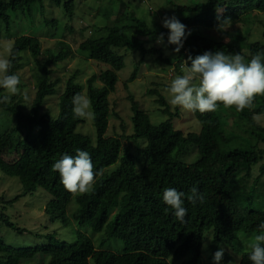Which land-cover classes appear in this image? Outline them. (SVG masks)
<instances>
[{
  "label": "trees",
  "instance_id": "obj_1",
  "mask_svg": "<svg viewBox=\"0 0 264 264\" xmlns=\"http://www.w3.org/2000/svg\"><path fill=\"white\" fill-rule=\"evenodd\" d=\"M44 1L62 7L72 19L73 0H0V35L9 29L11 12L30 14L36 4L43 9ZM176 9L182 13L180 22L191 32L177 54H172L175 46L167 45L168 29L153 30L132 13H119L113 24L98 28L96 32L104 35L85 40L79 50L105 69L90 77L85 87L77 82V72L71 75L58 96L56 114L42 110L46 99L58 93L60 84V80H52L51 67L68 58L69 47L59 42V51L46 50L45 60L40 62L42 50L37 38H15L11 73L18 75L23 66L21 54L28 53L37 74L34 96L27 111L21 105L25 97L20 94L13 96L10 103L0 104V111L13 120L0 130V171L9 178H17L22 187L14 201L41 189L50 195L44 209L49 221L59 220L65 225L67 207L74 196L65 190L52 167L64 154L75 155L78 149L85 150L97 172L103 171L97 175L90 194L76 197L78 208L73 219L79 226H90L94 233L105 229L107 241L117 240L122 248L118 252L96 250L91 239L81 233L72 243L51 234L45 236L44 244L25 248L10 247L0 238V264L26 261L34 264H175L183 258L186 260L182 264H213V254L221 247L227 248L221 264H251L248 259L251 249L242 252L241 246L260 234L258 226L264 222V148H261L264 127L255 121L264 115V95L255 98L251 110L229 109L236 115L230 126L223 116L227 108L222 105L215 113H191L198 131L184 133L174 125V120H185L181 115L183 109L175 107L172 111L157 89L146 91L148 96L155 97L159 113L166 117L156 125L151 124L133 95L127 93L132 132L106 136L110 117L119 119L116 113L112 114L109 97L116 92L118 72L125 66L120 51L138 53L141 57L127 83L135 79L146 58L156 57L168 65L175 63L178 72L189 56L194 58L205 51L239 53L246 62L252 55L264 52L263 42L251 41L248 29L240 31L250 15L264 14V0H207L176 6ZM111 14L102 16L108 19ZM47 22L56 23L54 19ZM201 30L209 35L205 36ZM213 31L221 35L210 34ZM161 33L166 47L155 43ZM165 51L171 52L167 58H163ZM77 93H85L92 102L94 144L76 132L83 123L73 114L72 98ZM13 155L14 160L4 159ZM116 164L113 171L108 170ZM253 167L258 171L254 179ZM193 186L203 193V203L193 205L187 200ZM166 188L185 193L184 207L188 213L184 223L163 203L162 193ZM0 201L5 204L1 198ZM254 206L259 209H253ZM111 214L113 219L109 221ZM0 221L14 232L24 233L2 212ZM206 243L208 260L201 262L202 245Z\"/></svg>",
  "mask_w": 264,
  "mask_h": 264
},
{
  "label": "rangeland",
  "instance_id": "obj_2",
  "mask_svg": "<svg viewBox=\"0 0 264 264\" xmlns=\"http://www.w3.org/2000/svg\"><path fill=\"white\" fill-rule=\"evenodd\" d=\"M206 1L207 0H73L74 12L71 20L64 13L62 7L53 6L48 1H44L42 3L43 9L40 4H36L32 7L30 14L27 13V11L17 13L11 12L9 14V29L6 34L2 31L0 35V56L6 55L4 52L5 42L13 46L15 38L19 36L35 37L39 40L42 50V56L39 59L40 62L45 60L46 50L52 53L59 51V42L69 47L70 55L68 58L57 66L51 67L53 71L52 80L58 79L60 80V84L57 88L58 93L46 99L44 109L42 110L44 112L56 114L58 96L63 92L64 83L71 75L77 72V82L85 87V83L90 77L98 75L105 69L103 65L96 64L90 60L88 54L79 50V45L85 40L89 38H99L104 35L103 33L96 32L98 28H102L107 24H113L112 21L119 13H132L137 18L147 23L151 29L159 30L162 28L163 15L165 17L175 16L177 19L179 16L181 17L182 13H179L176 6H188L195 4V2L204 3ZM149 8H151V11H149ZM108 12L112 14L108 19H105L102 15ZM52 19L56 21L55 24L47 22ZM246 29L249 30V39L251 41L257 40L264 43V39L262 38L264 14L253 13L250 15L248 22L240 27V31L243 32ZM201 32L205 36L209 35L207 31L201 30ZM210 34L216 37L221 35L220 32L216 35L214 31ZM223 40L226 42L227 37H224ZM164 53L166 55L170 54L167 51ZM119 54L123 56L125 66L118 72L116 92L109 97L112 114L116 113L119 119L115 118L113 115L110 117L106 134V136L109 137H117L123 134L129 135L132 132L130 105L126 100L128 96L127 93L133 95L139 107L148 114L152 125L166 120V117L159 113L158 106L155 103V97L148 96L146 91L157 89L163 97H165L172 111L177 107L170 104V97L166 91L171 80L175 78L174 76L172 78L169 76L172 68L166 69L165 64L161 61H157L156 57L150 59L146 58L145 62L140 66L135 79L127 83L128 78L133 72L135 63H137L141 57L138 53H132L130 51H120ZM21 63L23 66L18 72L21 80L20 96L25 97L21 105L24 107V111H27L29 103L34 96L33 89L35 86L37 67L28 53L21 54ZM83 95L86 96L85 93H83ZM181 115L182 118H186L185 120H174L175 128H179V130L184 133L188 131L197 132L198 126L193 122L194 118L192 114L183 110ZM234 121L235 115L231 112L225 115V122L228 123L227 125H232ZM255 121L260 126L264 127V115L256 117ZM12 122L13 120L11 118L0 111V130L5 129L7 125H11ZM76 132L87 136L91 139L93 144L95 143L96 132L93 126V120H83V123L77 127ZM261 148H264V146H261ZM196 157L197 154L195 156L191 155V159ZM4 159L11 161L15 159V156L5 157ZM116 167L117 164L110 167L108 170L113 171ZM251 173L252 179H254L258 175L257 167H253ZM21 190L22 187L17 178H9L0 171V198L5 202V204H2L0 201V212H2V214H4L17 228L24 230V233L18 234L7 228L0 221V238L8 246L13 248H25L42 245L46 242L45 236L51 234L56 235L61 241L72 243L77 238L78 233H81L91 239L96 250L101 249L112 252L121 250L122 244L119 241L114 239L107 241L105 229L101 233H94L90 226H79L77 224L73 219V214L78 208L75 203L76 197L72 198L67 207V222L64 225L59 220L50 222L49 217L44 213L45 206L50 200V195L41 189H37L35 193L14 201L21 193ZM260 205H263V203L260 202ZM252 208L259 209L256 206ZM112 219L113 214H111L109 221ZM250 239L253 240V237H250ZM251 242L252 241H246L241 246L243 248L242 252H246L248 248H250L249 244ZM206 245L208 247V243H206ZM207 247H203L201 262H207L208 260ZM226 249L227 248L224 247V250ZM236 252V247H234V253ZM241 253H239V256ZM185 260L186 258L178 259L175 261V264H182ZM237 260H239V257H236V261ZM28 262L29 261H26L24 264H34Z\"/></svg>",
  "mask_w": 264,
  "mask_h": 264
},
{
  "label": "clouds",
  "instance_id": "obj_3",
  "mask_svg": "<svg viewBox=\"0 0 264 264\" xmlns=\"http://www.w3.org/2000/svg\"><path fill=\"white\" fill-rule=\"evenodd\" d=\"M180 18L179 16L178 19ZM178 19L175 16L164 15L162 18V27L168 29L167 45L175 46L172 54L179 53L185 39L191 35ZM155 43L166 47L163 33L156 37ZM4 52L6 55L0 56V89L3 90L0 104L10 103L13 96L21 94L20 77L11 73L12 59H14L13 46L5 42ZM167 56L165 54L163 58ZM188 61L184 62V66H181L178 72L175 63L165 64V68H172L169 76L175 77L166 89L170 104L182 108L189 114L215 113L221 105L227 108H223L226 110L223 116L231 112L229 109L232 107H235L237 112L251 110L254 108L255 98L264 95V52L252 55L247 62L239 53L226 54L222 50L205 51L194 58L189 56ZM72 104L76 118L95 119L90 98L77 93L72 98ZM52 170L58 172L61 184L74 197L90 194L94 190L97 175L102 174L103 171L101 169L97 172L90 154L80 149L75 155L64 154L53 165ZM184 198L185 193L175 188H166L162 193L163 203L174 211L176 219L181 223L185 222L188 213L187 208L184 207ZM187 200L193 205L203 203L204 195L193 186L187 194ZM258 228L260 234L255 235L253 240L249 239L252 241L249 244L251 252L248 257L251 264H264V222L260 223ZM202 246L207 247L206 244ZM223 255L224 248L221 247L213 254V264H221Z\"/></svg>",
  "mask_w": 264,
  "mask_h": 264
}]
</instances>
